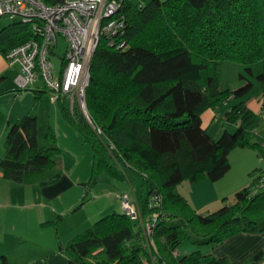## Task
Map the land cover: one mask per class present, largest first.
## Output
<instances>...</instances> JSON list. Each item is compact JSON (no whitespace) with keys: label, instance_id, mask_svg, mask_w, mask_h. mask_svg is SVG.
Wrapping results in <instances>:
<instances>
[{"label":"trees","instance_id":"16d2710c","mask_svg":"<svg viewBox=\"0 0 264 264\" xmlns=\"http://www.w3.org/2000/svg\"><path fill=\"white\" fill-rule=\"evenodd\" d=\"M42 1L49 5L63 0ZM120 10L124 29L114 45L100 38L89 66L85 105L92 124L77 104L71 109L66 95L59 98L58 108L91 145L93 175L105 172L126 180L130 169L146 182L147 196L138 206L141 220L160 212L154 242L161 259L170 264H229L226 257L199 250L178 262L172 256L187 238L214 247L241 232L264 231V186L259 187L263 171L235 193L233 203L212 212H198L176 188L183 181L221 179L231 167L229 153L237 146L260 150L251 141L258 114L240 98L253 85L246 70L260 84L264 110V0H128ZM33 37L31 23L15 20L0 28V53ZM121 42L124 47H117ZM224 61L237 63L247 84L225 88ZM38 87L23 89L35 93L38 112H26L7 125L0 158L4 179L21 183L31 173L54 169L42 182L51 184L61 175L48 91ZM231 98L239 101L225 115L237 128L214 138L202 126L201 115ZM151 199L154 204L149 206ZM62 218L57 215L45 223L56 226ZM59 251L68 264H150L141 222L131 221L122 211L97 219ZM260 261L264 250L240 264ZM0 264H10L5 255Z\"/></svg>","mask_w":264,"mask_h":264},{"label":"rangeland","instance_id":"374dc122","mask_svg":"<svg viewBox=\"0 0 264 264\" xmlns=\"http://www.w3.org/2000/svg\"><path fill=\"white\" fill-rule=\"evenodd\" d=\"M15 20L18 19L3 17L0 22V28L12 23ZM58 42L59 46L55 48V54L49 55L50 60L55 66L56 74H58L62 68V56L65 52L67 43L66 39L61 36L58 37ZM256 64L260 65V62ZM244 72L253 85L240 99L245 101L246 104L248 103L250 105H254L256 104L255 97L257 98L259 95L260 84L257 79L249 75L246 70ZM223 78L224 75L222 71L221 80L222 85L224 86ZM14 82V77L3 78L0 81V93H14L16 89V84ZM245 84H247V80L245 78H240V82L232 84V87L234 89ZM30 97L33 102V95H29V98ZM1 100L2 99H0V103ZM256 108L258 110V115L256 126L251 133V141L257 142L260 145V150L249 145L237 146L229 153L231 168L222 179L214 183L213 181L205 180L198 183L195 182V184L189 181H183L177 186L176 190L188 197H191L190 202L193 207L198 210V212H212L225 204L233 203L235 201V193L243 187L249 185L260 174V170L264 171V119L263 116H261L263 110L261 111L258 106H256ZM35 109L36 107H33L31 109V113L35 112ZM57 118L59 123L56 121ZM51 120L54 125L56 135H58V139L60 141L59 142L57 139V144L61 149L57 155L60 158L62 171L66 169V171L72 175V178L76 183L53 201L43 197L42 193V198L34 199L36 203L35 207L21 208L20 210H16L18 212V216L14 214L11 215L13 219L15 217L18 219L26 218L28 221L30 216H36L37 218L38 210L41 209L43 213L41 216L43 227V235L41 236L43 241L42 245H45L44 241H47V243H49V241H52V243L53 241H58L56 238V232H58V230L60 233H63L66 227H71L74 224L81 222L84 218L93 216L92 219L94 220H92V222L85 223L84 226L76 230L77 232L75 231V233H79L85 228L91 227L95 219L97 220L106 215L96 214V212L105 204V196L109 194V197L116 198V193L120 190V187L126 186V188L129 189L132 198L133 193L136 192L139 202L143 198H146L148 190L147 184L143 178L130 169L127 170L126 180L115 179L105 172L93 175V152L91 145L83 141L82 136L76 131L74 126L63 117L58 105L56 104H51ZM1 122L2 119L0 114V123ZM236 128L237 126L235 124L225 121L224 119H217L213 121L208 132L214 138L220 139L225 133L235 132ZM3 142L4 137L0 138V157H2ZM54 172V169H47L31 173L27 179L23 181V184L26 188H28L30 185L26 184L36 182L40 187H42V185H45L42 184V182L49 179ZM78 178L80 179L79 182H77ZM217 195L220 199L215 203V196ZM83 200L84 202L81 204ZM34 201L30 197L24 200L25 203H32ZM71 204H73L72 207L67 209V206H70ZM153 204L154 200L151 199L149 201V206H152ZM53 210L55 211L54 213H52ZM50 214L51 217L49 216ZM57 215H61L63 217L62 220L59 221L58 225L54 226L53 224L51 225L50 223H45L46 221L54 219ZM75 233L73 235H75ZM61 237L63 238L62 234ZM56 243L58 244L59 242ZM57 249H59V244L57 245ZM211 249V244H197L187 238L178 244L175 249V255L171 256L176 262H178L184 255L189 254L192 251L199 250L203 255H207L211 253ZM228 254L231 255L232 252L231 254L228 252ZM230 257H233V255ZM230 257L228 258L230 259ZM144 259L146 260V258ZM201 264H206L205 260H203Z\"/></svg>","mask_w":264,"mask_h":264},{"label":"built area","instance_id":"2783aa9c","mask_svg":"<svg viewBox=\"0 0 264 264\" xmlns=\"http://www.w3.org/2000/svg\"><path fill=\"white\" fill-rule=\"evenodd\" d=\"M123 1L128 0H63L49 5L42 0H0V22L3 17H8L31 23L35 35L3 55L9 66H18L19 71L14 78L16 88L23 90L43 85L53 104L66 95L71 109L74 104L79 105L92 124L85 105L90 62L101 37L114 45L115 36L124 29L125 15L120 10ZM60 36L67 43L62 68L56 74L49 55L55 54ZM117 47H124V43ZM97 132L100 133L101 129L97 128ZM263 186L264 171L259 180V187ZM118 198L122 212L131 221L141 222L150 264H169L161 259L154 242L160 212L155 211L141 220L139 206L129 191L119 193ZM159 201L157 198L155 204Z\"/></svg>","mask_w":264,"mask_h":264},{"label":"crops","instance_id":"0c3cea01","mask_svg":"<svg viewBox=\"0 0 264 264\" xmlns=\"http://www.w3.org/2000/svg\"><path fill=\"white\" fill-rule=\"evenodd\" d=\"M18 71V66H9L5 58H3V55L0 53V81L3 78H15ZM222 71L224 75V87L233 89L232 84H237L240 82L239 65L235 62L224 61L222 64ZM38 86L37 88H39ZM31 94L34 98L35 93L32 90L17 91L15 89L14 93L4 92L0 95V99H2L0 103V114L2 119V122L0 123V138L5 136L7 125L9 123L17 121L24 113L29 111L31 112L33 107H36L35 112L33 113L38 112V105L35 101V98L33 102L31 97L29 98V95ZM237 101H239V99L231 98L221 107L206 109L201 115L202 126L209 130L213 121L217 119H224L227 121L225 114L229 111L231 105ZM255 101L256 104L254 105L247 104L258 113L256 106H258L261 111L263 110L261 108L258 96L257 98L255 97ZM261 116H263L264 119V110L262 111ZM56 121L59 123L58 118ZM50 122L54 128L51 120V106ZM79 180L80 179L78 178L77 182H79ZM23 183L24 182L18 183L4 179L0 176V256L5 255L10 264H68V258L66 254L60 252L59 249H57V245L59 244V246L64 247L74 236L73 234L76 230L84 226L85 223H90L92 220H94L92 219L93 216L86 217L81 220V222L74 224L71 227H66L63 233H60L58 230V232H56V238L58 240L56 242H59L58 244L55 241H53V243L52 241H49V243L44 241L45 245H42L43 241L41 236L43 235V227L41 216L43 213L41 209L38 210L37 218L36 216H30L28 221L26 218L18 219L15 217L13 219L11 215L14 214L18 216V212L16 210H20L21 208L35 207L36 203L34 199L42 198V193L43 197L53 201L66 192L67 189L75 185L76 182L73 180L72 175L68 173L66 169H64L61 171L59 179L54 183L45 184L40 187L38 183L34 182L31 184H26L30 185L28 188H26ZM127 191H129V189H127L126 186H123L120 187V190L116 193V198L109 197V194H107L105 196V204L96 212V214H109L114 211L121 212L122 210L118 195L121 192ZM184 196L190 202L191 197L186 195ZM28 197L32 198L34 202L25 203L24 200ZM215 199L216 200L214 202L216 203L220 198L217 195L215 196ZM132 200L139 204L136 192L133 193ZM72 205L73 204L67 206V209L71 208ZM54 212L55 211L53 210L52 213ZM49 216L51 217V214ZM61 234L63 235V238L61 237ZM76 234L77 233H75V235ZM261 250H264V231L257 233L241 232L225 239L222 244L212 247L210 254L216 257H226L229 261V264H240L245 259L250 258L253 254ZM228 252L230 254L232 252V254L229 255ZM232 255L233 257H230ZM228 257H230V259ZM257 264H264V262L260 261Z\"/></svg>","mask_w":264,"mask_h":264}]
</instances>
